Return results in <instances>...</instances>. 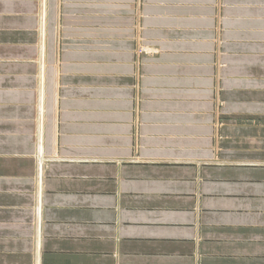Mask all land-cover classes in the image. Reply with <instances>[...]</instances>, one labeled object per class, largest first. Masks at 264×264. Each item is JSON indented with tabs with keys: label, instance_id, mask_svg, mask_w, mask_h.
<instances>
[{
	"label": "crops",
	"instance_id": "1",
	"mask_svg": "<svg viewBox=\"0 0 264 264\" xmlns=\"http://www.w3.org/2000/svg\"><path fill=\"white\" fill-rule=\"evenodd\" d=\"M143 15L0 0V264H264V0Z\"/></svg>",
	"mask_w": 264,
	"mask_h": 264
},
{
	"label": "rangeland",
	"instance_id": "2",
	"mask_svg": "<svg viewBox=\"0 0 264 264\" xmlns=\"http://www.w3.org/2000/svg\"><path fill=\"white\" fill-rule=\"evenodd\" d=\"M141 11L144 14L143 27L145 35L144 45L140 51L144 57H150L154 53V51H151L152 44L154 43V31L152 30L154 28V0H141Z\"/></svg>",
	"mask_w": 264,
	"mask_h": 264
}]
</instances>
